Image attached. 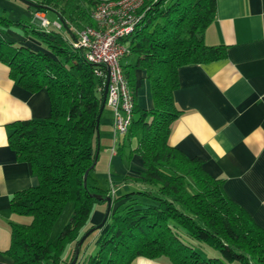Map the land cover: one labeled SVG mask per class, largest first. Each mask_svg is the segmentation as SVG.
I'll list each match as a JSON object with an SVG mask.
<instances>
[{"label":"trees","instance_id":"1","mask_svg":"<svg viewBox=\"0 0 264 264\" xmlns=\"http://www.w3.org/2000/svg\"><path fill=\"white\" fill-rule=\"evenodd\" d=\"M103 1L111 0H33L36 7L22 3L34 13L54 11L60 28H37L0 15V61L27 90L44 88L50 102L48 116L15 121L9 135L17 157L30 163L38 180L11 201L13 212L28 217L12 226L4 252L11 264H59L65 246H76L89 227H96L87 228V223L95 203L103 199L94 198L91 188L103 190L91 185L88 176L95 166L104 77L73 45L72 27L95 26L90 11ZM215 12L216 0H145L136 27L121 39L128 48L120 64L133 93L134 116L116 151L122 153L128 141V155L142 160L141 173L132 179L140 188L111 199L98 251L88 264H131L137 257L166 258L171 264H264V228L225 194L223 179L208 174L202 159L185 155L168 141L179 114L173 98L179 68L226 56L225 45L203 41ZM9 27L20 29L45 51L16 45L4 35ZM136 69L149 82L148 109L135 103ZM100 120L101 115L99 125ZM68 202L73 203L70 218L51 238Z\"/></svg>","mask_w":264,"mask_h":264},{"label":"crops","instance_id":"2","mask_svg":"<svg viewBox=\"0 0 264 264\" xmlns=\"http://www.w3.org/2000/svg\"><path fill=\"white\" fill-rule=\"evenodd\" d=\"M0 14L12 20L26 16L40 26V17H47L46 11L34 13L19 0H0ZM12 29L7 28L4 34L9 40L45 51L20 29ZM203 41L209 46L225 45L226 56L179 68V83L173 93L179 114L168 141L185 155L202 159L208 174L223 179L225 194L264 228V0H216L215 16L203 31ZM135 77V103L148 109L152 106L149 82L143 70L136 69ZM49 112L47 91L27 90L0 61V264H11L4 252L11 242L13 224L28 221L27 216L11 210L12 198L38 183L30 163L19 159L9 144L12 123L42 119ZM110 112L103 118L104 125L103 111L101 114L97 160L88 181L103 190L91 188L93 193L108 196L110 178L115 186L113 200L140 188L132 179L141 173L142 160L137 154L128 155V141L122 153L111 150L114 134ZM106 206L104 199L95 203L89 224L102 222ZM72 246L74 243H69V248ZM131 264L171 263L166 258L137 257Z\"/></svg>","mask_w":264,"mask_h":264},{"label":"built area","instance_id":"3","mask_svg":"<svg viewBox=\"0 0 264 264\" xmlns=\"http://www.w3.org/2000/svg\"><path fill=\"white\" fill-rule=\"evenodd\" d=\"M144 1H103L90 11V17L95 26L72 27L75 34L73 45L82 50L86 61L95 67L96 75L104 77V83L108 75L105 104L113 112L112 151H115L118 140L127 134L134 116L133 93L120 64L121 58L128 53V48L121 39L129 35L136 27L142 16L139 10ZM40 24L43 28L50 25L56 28L61 27V22H49L45 17H40ZM112 185L111 183V187Z\"/></svg>","mask_w":264,"mask_h":264},{"label":"rangeland","instance_id":"4","mask_svg":"<svg viewBox=\"0 0 264 264\" xmlns=\"http://www.w3.org/2000/svg\"><path fill=\"white\" fill-rule=\"evenodd\" d=\"M31 1H33V0H31ZM46 12H47V17L46 18L49 20V22H53V18H57L58 21H60L59 18L56 16V14L53 11L48 10ZM25 17L21 18V22L22 23H30V25H32L33 27H37V28L41 27L39 24L33 22L32 18L29 21L30 18L29 17L25 18ZM13 29H14V27H13ZM13 29H12V31L18 30V28L14 29V30ZM7 33L8 32H6V34ZM5 36H7V35H5ZM16 45H18V43ZM133 60H135V57L131 56L130 57V61H133ZM105 105L106 106L104 107L103 114H102V121H101L103 123V125L105 123L103 118H106L107 115H110V113H111L110 112L111 108L107 104H105ZM111 111H112V109H111ZM110 127H112V123H111ZM112 131H113V127H112ZM96 150H97V148H96ZM108 181L110 183V193H109L110 195H108V196L112 197L113 193L115 191V186L112 185V187H111L112 180H110V178L108 179ZM122 191H123L122 189H119L120 193H122ZM72 211H73V203L72 202H68L65 205V207L63 208V210L61 211V213H60L59 217L57 218V220L55 221V224H54L53 229L51 231V238H56L57 237V235L60 233V231L62 230V228L64 227V225L68 221V219L70 218V215H71ZM90 225L91 224H89V220H88L87 226H90ZM89 229H90V227H89ZM99 232H100V229H98L97 231L95 229L90 235H88L86 237V239L84 240V242L82 243V246L80 248L77 264H88L86 262V260L89 258V256H91V255L93 256L98 251L97 240H98V235H99L98 233ZM74 250H75V246H72V247L69 248V243H68L65 246V249H64L63 254H62V260H61V262L59 264H70V262L72 261V257L74 255ZM201 251L203 252L202 248L199 249V252H201Z\"/></svg>","mask_w":264,"mask_h":264},{"label":"water","instance_id":"5","mask_svg":"<svg viewBox=\"0 0 264 264\" xmlns=\"http://www.w3.org/2000/svg\"><path fill=\"white\" fill-rule=\"evenodd\" d=\"M20 2L26 4V5H29L31 7H36L38 6L35 2L31 1V0H19ZM107 85H108V75L106 77V80H105V83H104V89H103V94H102V101H101V105H100V110H99V116L97 117V137H99V119H100V115L105 107V100H106V92H107ZM99 144V143H98ZM97 154H98V149L96 150V153H95V156H94V160H93V164L92 166L95 165L96 163V160H97ZM86 179H87V172L84 174V177H83V183L84 185L86 184ZM92 196L96 199H104L107 203V206H106V210H105V213H104V217H103V220L102 222L97 225L96 227H92L90 229H88L77 241L76 243V246H75V250H74V255H73V258H72V261L70 262V264H77V261H78V256H79V251H80V248L82 246V243L84 242V240L86 239V237L88 235H90L95 229H100L102 228V226L104 225L105 223V220L110 212V209H111V197L110 196H102L100 194H97V193H93Z\"/></svg>","mask_w":264,"mask_h":264}]
</instances>
